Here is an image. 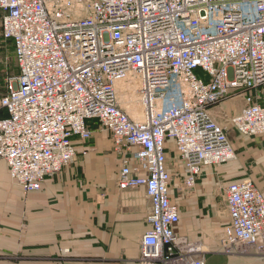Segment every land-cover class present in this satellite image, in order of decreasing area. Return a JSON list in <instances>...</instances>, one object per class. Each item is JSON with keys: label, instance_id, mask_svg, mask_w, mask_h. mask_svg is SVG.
<instances>
[{"label": "built area", "instance_id": "1", "mask_svg": "<svg viewBox=\"0 0 264 264\" xmlns=\"http://www.w3.org/2000/svg\"><path fill=\"white\" fill-rule=\"evenodd\" d=\"M0 10L19 68L0 87V159L11 179L40 190L78 161L97 120L121 152L119 187H144L151 200L141 262L206 264V245L176 231L166 141L186 193L205 166L236 158L230 126L264 136V0H0ZM120 84L136 94L140 116ZM234 96L246 105L219 122L212 107ZM226 201L221 247L264 255V190L243 177Z\"/></svg>", "mask_w": 264, "mask_h": 264}, {"label": "crops", "instance_id": "2", "mask_svg": "<svg viewBox=\"0 0 264 264\" xmlns=\"http://www.w3.org/2000/svg\"><path fill=\"white\" fill-rule=\"evenodd\" d=\"M2 16L0 10L1 89L9 77L2 79L7 73L3 53L9 46L2 36ZM245 105L241 96L211 111L226 123V116L239 113ZM229 138L236 158L205 166L197 186L187 192L190 196L179 191L183 166L177 169L171 189L181 216L176 231L206 245V264H264V258L244 257L245 252L216 253L230 220L229 183L251 177L264 190V136H245L230 126ZM166 146L168 156H174V140L168 139ZM77 149L74 165L46 178L41 189L33 191L13 181L7 162L0 159V264H143L141 238L150 228L151 210L145 188L119 187L121 152L99 123L93 137L79 142ZM211 249L214 254H209Z\"/></svg>", "mask_w": 264, "mask_h": 264}, {"label": "rangeland", "instance_id": "3", "mask_svg": "<svg viewBox=\"0 0 264 264\" xmlns=\"http://www.w3.org/2000/svg\"><path fill=\"white\" fill-rule=\"evenodd\" d=\"M3 61H4V65L6 66L7 68V73H4V75H2V79L3 77L6 78L7 76H17L19 74V68H18V65H17V61H16V57H15V53H14V50H13V47L9 44L8 46V50L7 51H4L3 53ZM2 81V80H1ZM121 95L123 97V99L125 100V107L128 108V110L130 111V113L134 116H140L141 114V106H139L138 104L135 103V101L132 102V98L136 96V94L131 91V90H126V87L122 90H121ZM238 97H241V96H234L233 98H230V99H226V100H223L222 102H226V101H232L234 100L235 98H238ZM219 103L218 105H221L222 104ZM230 117L229 116H226V119L228 120ZM170 158V168L173 169V174L175 175L176 172H177V169H179L181 166H182V162L180 161V159L178 158V155L175 154L174 156L172 157H169ZM188 192V191H187ZM186 192V193H187ZM191 193H187L186 196H190ZM243 252H245V254H241L242 256L244 257H253V258H264V255L263 254H258L257 252H253L250 251V250H244ZM215 253V250L211 249L209 254H214ZM216 253L218 254H224V255H235L233 253H230L229 251H226L224 250L222 247H220V249H216Z\"/></svg>", "mask_w": 264, "mask_h": 264}, {"label": "trees", "instance_id": "4", "mask_svg": "<svg viewBox=\"0 0 264 264\" xmlns=\"http://www.w3.org/2000/svg\"><path fill=\"white\" fill-rule=\"evenodd\" d=\"M6 42L9 43V44H11V46L13 47V50H14V46H13L12 41H11V40H7ZM0 115H1V116H6V111H2V112H0ZM90 124H91V126L94 128V127L97 126L98 122H97V120H91V121H90Z\"/></svg>", "mask_w": 264, "mask_h": 264}]
</instances>
